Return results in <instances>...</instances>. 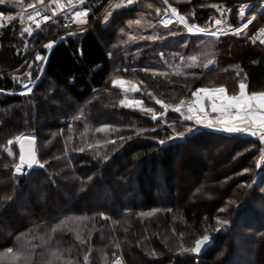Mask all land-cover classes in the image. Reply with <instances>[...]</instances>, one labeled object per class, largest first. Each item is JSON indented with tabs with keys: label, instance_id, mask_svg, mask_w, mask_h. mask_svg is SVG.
<instances>
[{
	"label": "trees",
	"instance_id": "1",
	"mask_svg": "<svg viewBox=\"0 0 264 264\" xmlns=\"http://www.w3.org/2000/svg\"><path fill=\"white\" fill-rule=\"evenodd\" d=\"M90 1L91 18L107 0ZM224 1L221 17L232 27L242 17L234 0ZM16 7L15 21L0 28V264H112L118 257L124 264H264V221L255 215V208L264 210V146L251 136L204 128L174 142L168 137L186 133L192 122L181 124L173 110L152 119L162 112L158 100L175 105L200 88L236 94L243 81L249 92L264 91V51L250 38L264 24V12L250 30L201 44L180 25L165 28L156 0H138L114 12L104 28L55 43L51 25L32 35L17 27L18 0ZM212 11L203 4L178 9L208 30ZM48 41L55 45L42 76L29 94H13L27 77L38 76L35 58L24 54L36 47L45 55L41 45ZM118 79L136 86L142 109L121 106L113 86ZM22 135L35 137L44 167L17 176L18 148L8 142ZM212 142L233 164L213 181L203 166L181 191L179 153ZM214 181L223 188L212 187ZM9 216L12 222L4 223ZM205 235L214 243L194 255ZM237 245L245 260L235 254Z\"/></svg>",
	"mask_w": 264,
	"mask_h": 264
},
{
	"label": "snow or ice",
	"instance_id": "2",
	"mask_svg": "<svg viewBox=\"0 0 264 264\" xmlns=\"http://www.w3.org/2000/svg\"><path fill=\"white\" fill-rule=\"evenodd\" d=\"M5 2L6 0H0V4H4ZM127 2L130 4L132 3V0H127ZM40 3H43V0H40ZM28 7L31 8L34 6L30 4ZM159 11L160 10L157 9L158 13ZM170 11L171 15L177 18V22L183 24L188 29L189 33L197 35L206 31L195 24L189 25L184 16H178L175 8H172ZM240 11L241 16H243L245 10L242 8ZM262 12H264V9H262ZM77 16L86 17L87 13L78 12ZM9 19H12V17H9ZM28 19L32 20L33 17L29 14ZM160 22L165 28H167L173 21L171 18H167L162 19ZM251 22V20L248 21V23ZM221 23L222 21L219 19L215 21V25L217 27ZM247 26L248 24H245L243 28H247ZM36 27L39 28L41 25L36 23ZM243 28L238 31H243ZM24 31L31 34V30L29 28H25ZM174 34L175 33H173V35ZM210 35L215 37L218 33L216 31H212ZM261 43H264V41H261ZM47 47H52V44L47 45ZM42 59L43 57L37 56V60ZM237 75H239V73H237ZM116 84L117 82L114 81L113 86H116ZM24 88L27 93L32 91L28 85H24ZM247 89L248 85L243 81L239 83L238 94H227L225 87H219L211 90L198 89L197 92L193 93L195 100L194 104L188 107V114L182 112L180 106L173 108V111L180 113L182 117V120L180 121L181 124H183V121H189L196 127H192L190 125L187 127L186 133H176L173 136H169L168 139L172 140L179 138L186 140L189 134L199 131L202 127L213 132H222L228 136L246 135L258 137L260 144L264 145V91L249 92ZM200 93H203V96H201ZM205 101H207V106H210V113L206 110ZM134 103L140 104L141 101H134ZM157 103L161 102L158 100ZM121 104L123 106H130L126 101H121ZM181 105H183V101H181ZM161 106L165 109L167 108V105L162 104ZM145 111L152 112L153 110L151 108H147ZM211 113H215L216 115L213 116ZM152 119H157L155 112H153ZM176 126L177 125H171L173 128ZM152 131H156V129L153 128ZM16 139L17 141L22 139L26 140L28 142V147L26 148L24 143H20L19 163L15 164L14 175H26L27 173L25 172V168L28 170H33L34 166L43 168L44 164L37 160L34 150L31 147V138L17 137ZM8 143L11 145L13 142L10 140ZM159 143L163 145L165 141L160 140ZM260 151L262 153V159H264V147H262ZM9 155H12L11 150H9ZM261 166V163L258 161L257 168H260ZM224 210L225 209L223 208L220 209V211ZM228 223L229 221L227 220H220L217 218V224L227 225ZM220 230V228H217L218 232ZM53 231H55V229H53ZM213 243V239L205 235L202 239L196 240L195 247L191 249V252L198 256L206 247L211 246ZM182 251H188V249L182 248ZM85 259L87 260V257H85Z\"/></svg>",
	"mask_w": 264,
	"mask_h": 264
},
{
	"label": "rangeland",
	"instance_id": "3",
	"mask_svg": "<svg viewBox=\"0 0 264 264\" xmlns=\"http://www.w3.org/2000/svg\"><path fill=\"white\" fill-rule=\"evenodd\" d=\"M137 1L138 0H135L134 4ZM156 1L163 6L161 19L162 18L165 19L166 9H165V7H164V5H163V3L161 1H159V0H156ZM16 2H17V0H6V2L4 4H0V28L1 27H6L8 24H10L13 21H15V14H14L15 11L14 10L17 9ZM234 2L236 3L235 5L238 6V2H240V0H234ZM224 10H225V4H217L214 7V9H213L212 14L210 15L211 20L213 22L216 21L217 19L224 20V18L221 17V13ZM9 17H12V19H9ZM189 24L192 25L194 23H189ZM97 25L99 26V22L98 21H94L93 23H91V28L95 29ZM177 25H180V24H177ZM180 27H183V24L180 25ZM214 39H219V37L218 38L214 37ZM199 41L200 40H197V42H199ZM49 42L50 41L44 42L41 46L43 48H45V46H47ZM41 46H39V47H41ZM33 49H35V50H33ZM33 49H32L33 51L31 50L30 53L27 52L26 54H24L23 58L26 59L27 57H29L32 54V56L35 58L34 62L36 64V67H39V72H40V64H41V61L43 59L42 60H37V56H40V54L37 52L38 48L35 47ZM39 72H38V75H39ZM37 78H38V76H37ZM29 80H31V79H29ZM31 81H28L27 83H23V84L21 83L22 84L21 89L18 90L16 93L23 94V95L29 94V93L26 92V89L24 88V85H28L29 83H32ZM35 82H36V80H35ZM35 82H34L33 86H35ZM116 82H117V84H116L115 87L120 89L121 94H122L121 101H126L130 105V106H123L121 104V102H120L121 106H123V107H131V108L135 107V108L142 109L143 107H142L141 103L140 104L134 103V101H140L139 99L135 98V96H134V93L136 91L135 86L130 84V83L121 81V80L120 81H116ZM28 86L30 88H32V84H29ZM189 98L192 99L193 104H194V97L191 95V97H189ZM187 110L188 109H182V112H184L185 114H188ZM181 119H182V117H181ZM194 127H196V126L194 125ZM19 137H21V136H19ZM12 144L17 146V139ZM193 146L195 147L196 145L190 144V145H188L187 148L193 149ZM193 150L194 151L186 152V153H184V150H181V152L179 153V157L177 159V162L179 163V168H180V172H179L180 173V176H179L180 177V181H183L182 183L178 182L179 188H181V191H182V189L188 187L190 184L194 183L195 180H197V175L199 174V172L203 168V166H205L206 175H208V177H210L209 180L213 181L214 177H217L218 179L223 177L224 172L228 170V168L231 166V164H233V161L231 160V157L227 155L226 150H223L220 147H217L216 142L215 143L212 142L211 144H208L205 147H200V148L193 149ZM261 157H262V153H261ZM211 166L216 167L220 171L217 174V176H213L212 173L209 171ZM258 179H259V176H256L254 182L258 183V181H259ZM180 183L182 185H180ZM212 184H213L212 187H214V188L216 187V189L223 188V186L218 184L217 181L216 182L215 181L212 182ZM115 190H116V187L113 186L112 187V191H115ZM37 194L38 193L34 194V197H32V203H34L36 205L38 204L37 198L35 197ZM22 195H24V194L23 193L20 194L18 196V198L16 199V202L19 205V206H17V209L20 207V205L23 206L24 201H22ZM98 195L99 196H103L104 195L103 191L99 192ZM202 199H203V201H205L207 203H208V201L209 202L211 201V199H209L208 197L207 198L205 197V198H202ZM28 200H29V198H28ZM255 209H256L255 210V213H256L255 215L257 216V218H256L257 221L258 222H260L261 220L264 221V210L261 209V208L259 209L258 207L255 208ZM17 211L19 212V210H17ZM258 216H261V219ZM13 219H14L13 217L9 216L8 218H6V220H5L6 222H4V223H10V222H12ZM250 220H252V219H250ZM242 222H244V218L242 219L241 223ZM241 223H239V225ZM254 224H256V222H254ZM239 225L235 229L236 233L240 232ZM235 250H236L235 254H239V258H242V259L244 258V260L246 259L245 258L246 254H244V252H241L242 249H241V247L239 245H237V248ZM230 264H234V260L232 262H230Z\"/></svg>",
	"mask_w": 264,
	"mask_h": 264
},
{
	"label": "built area",
	"instance_id": "4",
	"mask_svg": "<svg viewBox=\"0 0 264 264\" xmlns=\"http://www.w3.org/2000/svg\"><path fill=\"white\" fill-rule=\"evenodd\" d=\"M20 2V7L18 9L19 16L16 21L17 27L29 28L31 30V35L39 32L43 27L51 25L54 27V35L57 37L55 41L61 38L72 36L77 32L76 19H78L77 12L75 9L78 7L80 2L85 0H18ZM128 3L127 0H107L106 4L102 9L95 15H93L94 21H98L101 26H106L111 20L113 13L129 8L134 5ZM163 3L166 9L165 19L169 18L171 15V9L175 8L178 14V9L183 6H192L195 4H203L210 6L212 9L217 4H224L225 1L221 0H159ZM33 5L34 7H28V5ZM87 15L92 14V9L85 10ZM29 14L33 17L32 20L28 19ZM211 19V18H210ZM93 21V22H94ZM36 23H39L41 27L37 28ZM226 26L221 23L215 30L218 34L224 32ZM29 34V33H28ZM183 101V105H181ZM178 102L176 105H167L164 111L173 110V108L180 106L182 109H188L190 105H193L191 98H186ZM164 112V113H165ZM163 114L158 115V117H163ZM113 264H124L120 258H116Z\"/></svg>",
	"mask_w": 264,
	"mask_h": 264
},
{
	"label": "crops",
	"instance_id": "5",
	"mask_svg": "<svg viewBox=\"0 0 264 264\" xmlns=\"http://www.w3.org/2000/svg\"><path fill=\"white\" fill-rule=\"evenodd\" d=\"M95 6L94 3H92L90 0H85L83 2H80L78 7L75 9V11L78 13V12H83V13H86L85 10L87 9H93ZM244 9V15L241 16V9ZM246 8V9H245ZM237 9H238V14L242 17L236 25L230 27H226L225 28V31L222 32V33H219L217 36L215 37H219V38H223V37H226V36H231V35H236V34H239L241 32H245L246 30H250V27L254 24V22H256V18L258 17V15H260L262 12V9H264V0H240V2H238V6H237ZM247 13H250L249 15L245 16ZM90 15H87L86 17H78V19H76V28L77 29V32L74 34V35H82L85 31H87L88 29H91V23H93L94 21V18L93 16L90 18L89 17ZM251 20L252 22L251 23H248V21ZM83 21V22H81ZM173 23L175 24H179L178 22L172 20ZM189 24V23H188ZM245 24H248L247 28H243V26ZM256 24V23H255ZM190 25V24H189ZM100 26V24H99ZM101 28H104L103 26H100ZM184 27V34H186L188 37H192L193 39H199L201 44L202 42L203 43H207L209 40L211 39H214L213 36L210 35V33L212 31H214V27L209 29L208 31H204L200 34H197V35H193L191 33H189L188 29ZM243 28V31H238L239 29ZM203 29V28H202ZM73 36V35H72ZM70 36H67V37H64V38H61L59 39L58 41H56L55 43H58L60 41H63L65 40L66 38H68ZM251 40L256 43L258 46H259V49L261 51H264V43H261V41H264V24L258 28V30H256L255 33H253L251 36H250ZM55 43H52L51 41L48 43L49 44H53L52 47H47L45 46V50H46V54L45 55H40L41 57H43V60L41 61V64H40V72H39V78L42 76L43 74V70H44V67H45V64H46V61H47V58H48V55H49V52L50 50L53 48V46L55 45ZM158 58H161V53L158 54ZM38 78V79H39ZM30 78L27 77V79H25V82L24 83H27L29 81ZM124 81V82H127V83H130L129 81L127 80H124V79H118V80H115V81ZM23 83V81L21 82ZM20 83V84H21ZM31 84V83H29ZM28 84V85H29ZM132 84V83H130ZM134 85V84H132ZM135 86V85H134ZM136 88V86H135ZM219 88V87H217ZM200 89H215V88H200ZM137 90V88H136ZM198 90V89H197ZM197 90L195 92H197ZM17 92V91H16ZM16 92H13V94H18ZM136 92V91H135ZM193 92V93H195ZM238 92H239V85H238ZM238 92L236 94H238ZM20 93V92H19ZM193 93H192V96H193ZM135 94V93H134ZM228 94V93H227ZM201 96H203V93H200ZM194 97V96H193ZM136 98V97H135ZM194 100H195V97H194ZM205 105H206V110L210 113V106H207V101L204 102ZM163 103H159V107L161 109H164V107L162 108V105ZM164 105V104H163ZM165 111L163 110L162 112L156 114L157 117L158 115L160 114H163ZM168 111H166L164 113V115H166ZM215 113H211V115L215 116L214 115ZM161 118V117H158V119ZM164 118V116H163ZM161 118V119H163ZM194 125V124H193ZM222 133V132H220ZM256 140H258L259 144H260V141H259V138L258 137H254ZM261 145V144H260ZM264 146V145H262Z\"/></svg>",
	"mask_w": 264,
	"mask_h": 264
},
{
	"label": "water",
	"instance_id": "6",
	"mask_svg": "<svg viewBox=\"0 0 264 264\" xmlns=\"http://www.w3.org/2000/svg\"><path fill=\"white\" fill-rule=\"evenodd\" d=\"M23 137H30L31 138V141H32V143H31V147H32V149L34 150V153H35V155H36V158H37V153H36V147H35V144H36V140H35V138L34 137H32L31 135H23V136H21V138H23ZM180 141H182V139H179V138H177V139H174V142H180ZM20 143H24L25 144V147L27 148L28 147V142L26 141V140H20V141H17V148H18V151H19V153H20V147H19V145H20ZM37 160H38V158H37ZM18 163H19V159H18ZM34 169H39V167L38 166H34ZM30 170H28L27 168H25V172L26 173H28ZM202 239V238H201ZM194 247H195V245H194ZM208 247H206L200 254H202L206 249H207ZM194 254V253H193ZM199 254V255H200ZM194 255H196V254H194Z\"/></svg>",
	"mask_w": 264,
	"mask_h": 264
}]
</instances>
